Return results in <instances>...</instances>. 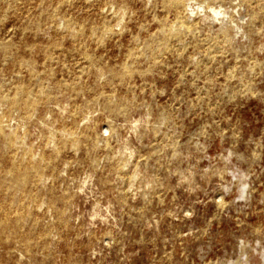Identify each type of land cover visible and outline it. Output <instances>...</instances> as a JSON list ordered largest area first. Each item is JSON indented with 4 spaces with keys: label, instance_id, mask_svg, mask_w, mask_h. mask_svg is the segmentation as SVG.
Segmentation results:
<instances>
[{
    "label": "rangeland",
    "instance_id": "374dc122",
    "mask_svg": "<svg viewBox=\"0 0 264 264\" xmlns=\"http://www.w3.org/2000/svg\"><path fill=\"white\" fill-rule=\"evenodd\" d=\"M0 264H264V0H0Z\"/></svg>",
    "mask_w": 264,
    "mask_h": 264
},
{
    "label": "bare ground",
    "instance_id": "6f19581e",
    "mask_svg": "<svg viewBox=\"0 0 264 264\" xmlns=\"http://www.w3.org/2000/svg\"><path fill=\"white\" fill-rule=\"evenodd\" d=\"M214 14H215V15H218V14H219V12H214Z\"/></svg>",
    "mask_w": 264,
    "mask_h": 264
}]
</instances>
